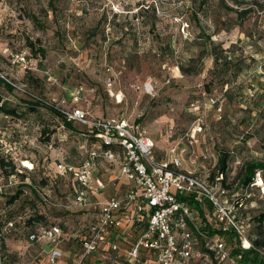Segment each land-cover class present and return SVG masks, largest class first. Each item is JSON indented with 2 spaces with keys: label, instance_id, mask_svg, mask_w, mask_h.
I'll return each instance as SVG.
<instances>
[{
  "label": "rangeland",
  "instance_id": "1",
  "mask_svg": "<svg viewBox=\"0 0 264 264\" xmlns=\"http://www.w3.org/2000/svg\"><path fill=\"white\" fill-rule=\"evenodd\" d=\"M30 42L46 56L35 55ZM215 51L231 61L217 65ZM180 65L199 72L184 74ZM0 76L15 86L0 78V97L17 111H0V156L19 171L8 177L0 167V264L1 257L28 263L13 243L38 231L31 218L39 213L46 225L59 217L90 220L86 207L68 208L74 179L56 170L60 161L80 164L86 140L49 109L71 108L79 89L92 115L144 126L161 162L177 159L180 170L208 176L229 155L233 191L240 192L241 165L264 159V0H0ZM39 98L44 103L32 109ZM249 194L243 209L264 215L263 186Z\"/></svg>",
  "mask_w": 264,
  "mask_h": 264
},
{
  "label": "built area",
  "instance_id": "2",
  "mask_svg": "<svg viewBox=\"0 0 264 264\" xmlns=\"http://www.w3.org/2000/svg\"><path fill=\"white\" fill-rule=\"evenodd\" d=\"M80 93V89L74 93L75 105L63 110L66 120L86 125L107 147L89 149L78 165L57 164L58 173L71 175L78 184L68 208L94 205L90 193L105 185L95 174L99 159L118 164L130 187L96 203L101 210L83 227L88 233L82 252L67 264H87L94 255L101 264H258L246 259V252L252 250L264 259V247L256 246L246 233V217L238 216L235 202L226 198L227 190L180 170L177 159L171 164L159 161L156 141L144 126L127 117L92 115L79 102ZM80 135L87 137L86 133ZM253 184L264 188L261 171ZM233 230L241 249L236 254ZM130 233L137 234L134 240L127 239ZM63 235V229L53 225L31 239L59 242ZM62 255L53 249L51 263Z\"/></svg>",
  "mask_w": 264,
  "mask_h": 264
},
{
  "label": "trees",
  "instance_id": "3",
  "mask_svg": "<svg viewBox=\"0 0 264 264\" xmlns=\"http://www.w3.org/2000/svg\"><path fill=\"white\" fill-rule=\"evenodd\" d=\"M251 10H252L251 8L244 9V12L242 14H248L249 12H251ZM30 46H31V50L33 52H35L34 53L35 55H37V56L41 55L42 57L46 56L45 49H43L42 47L37 48V46L34 42H30ZM214 49L217 50L216 47ZM223 52L224 51H222L221 53H217L215 51V53H214V60H215L217 65L220 62L229 63L231 61V57L225 56ZM223 58H225V59H223ZM244 63H245V60L243 58L238 59V61L236 62L237 67H238V69H237L238 72L242 73L243 71L246 70ZM179 68L184 74H194V73L199 72V70H195V69H193V67L187 69L186 67L180 65ZM0 78H1L2 82L5 85H7L10 89H12V90L15 89V86L13 84H11L6 78H3L1 76H0ZM38 100L39 101H36V102H39V103H37L38 105H35V103H34V105H32V107H31L32 109L39 106V104L42 105V103H44L43 99L39 98ZM258 106H259V110L261 108H264L263 104H258ZM49 109L53 115L58 114L61 117V120L63 122L65 129L68 130L72 136L76 137V136L80 135L81 133H86L87 137H85V140H86V143H87V141H91V143H92V146H90L91 148L97 147L99 149H103L104 147H107L105 144L100 143V141L95 137V132L92 131L86 125H83V124L76 122V121L66 120L64 113L61 112L59 108H56L53 105H50ZM0 111L5 112L6 114H17L16 109L7 106V104L5 103V101H3V99L1 97H0ZM109 117H111V116H109ZM140 120L141 119H138L137 122H140ZM80 127H82V130ZM228 157H229V155H227V154H224L220 157L219 165H218L220 170H218V173L216 175L203 176V175L199 174V176H203L204 178H206L218 190H227L226 198L229 201L233 200V202H235L234 205H235V207L238 208V211H236L238 216L242 215V216L246 217V224H247L246 233L253 240V242L256 244V246L264 247V229H262L263 228L262 226L264 225V215L256 216L255 218H252V217H249V215L243 209V208H247V203H248V199L250 196V194H249L250 189H252L254 186H256L253 184L255 182L256 173L258 171H261V173L264 172V159H256V160L246 161L241 165V168L237 174V178H239V183L237 184L240 187V192H239V191H233V186H232L233 178L231 180L229 178V175L227 174V172H228ZM169 164H171V162ZM0 167L3 170L5 176H8V177L15 175L19 172L17 169V165L14 162V160L12 158L8 159L5 156H0ZM74 183H75L74 184V191L76 193V189L78 187V184L76 181H74ZM13 198L16 199L18 197L14 196ZM240 204H242V205H240ZM195 206L200 207V204L197 203V204H195ZM43 218H44V215L42 213H39V214H37V216L31 218V221L35 225H37V223L42 222ZM256 219L258 220V222L255 223L256 224L255 225L254 222ZM8 223H9V225L10 224L12 226L14 225L13 221H7L6 224H8ZM253 224H254V226L259 227L257 237H254L253 234L251 233ZM2 226H3V224H0V230L3 228ZM36 233H39V231H37ZM87 233L88 232L85 229L82 232V235L79 236V238H82V241H80L81 246H82L83 238ZM79 238H77V240ZM1 247L4 250L8 251V246H7L5 239L1 240ZM240 251H241V249H240V246L238 245V239H236L235 233L233 230V253L236 254L237 252H240ZM7 254H9V253L7 252ZM246 255H247L246 259L251 260L252 262H255L258 264H264V259H262L260 257L258 252L252 250V251L246 252ZM15 256H17V255L13 254V257H15ZM4 260H5L4 257H1L2 264H7Z\"/></svg>",
  "mask_w": 264,
  "mask_h": 264
},
{
  "label": "crops",
  "instance_id": "4",
  "mask_svg": "<svg viewBox=\"0 0 264 264\" xmlns=\"http://www.w3.org/2000/svg\"><path fill=\"white\" fill-rule=\"evenodd\" d=\"M81 148L84 149L85 155L82 159L84 160L88 155L89 149L92 148L88 146L87 143H83L81 145ZM100 171H103L101 175H99ZM96 175L97 178H100L104 181L105 185L104 187H99L97 191H93L90 193V199L94 202V205L86 207L84 211V213L86 212V215L90 218V220H92L96 215L100 213V206L96 204L98 203V201L106 200L113 194L118 192L122 193L130 187V181L124 179L119 165L116 163H109L105 159L98 160ZM57 219L61 220L59 224L55 223L52 225H46L37 223L36 230L41 231V229L45 227H51L53 225L60 226L63 229L64 235L59 242H54L47 238L32 240L31 236L33 234H37L36 232H34L30 234L28 239L17 240L19 243H13L14 247L12 249L19 250V248H21L19 254H24L26 256V258L28 259L27 264H52L50 261L51 252L53 249H59L60 251H62L63 255L57 259V262L55 264H67L82 252V246L80 242L82 241V238H79V236L82 235V232L84 231L83 227L86 226L87 222L84 223V219H82L81 217L80 220L75 223H66L67 221H65V219H67V217H59ZM52 220L54 222L56 218ZM65 223L70 224V229L68 232L65 230L67 229L66 226H64ZM136 236L137 234L130 233L127 235V239L134 240ZM77 238L79 239L77 240ZM120 239L122 240L123 238ZM123 247H128V245L124 243ZM96 257L97 255H94L93 257L88 259V261H90V264H96V262H98L99 258L97 259Z\"/></svg>",
  "mask_w": 264,
  "mask_h": 264
},
{
  "label": "bare ground",
  "instance_id": "5",
  "mask_svg": "<svg viewBox=\"0 0 264 264\" xmlns=\"http://www.w3.org/2000/svg\"><path fill=\"white\" fill-rule=\"evenodd\" d=\"M24 164H25L26 166H29L30 163H29L28 161H25ZM263 181H264V180H263Z\"/></svg>",
  "mask_w": 264,
  "mask_h": 264
}]
</instances>
